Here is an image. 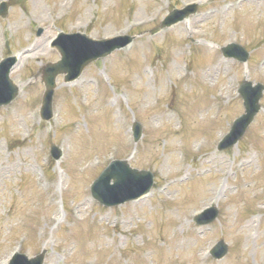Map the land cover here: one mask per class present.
<instances>
[{
	"label": "rangeland",
	"instance_id": "374dc122",
	"mask_svg": "<svg viewBox=\"0 0 264 264\" xmlns=\"http://www.w3.org/2000/svg\"><path fill=\"white\" fill-rule=\"evenodd\" d=\"M6 1L0 58L4 50L18 55L12 79L19 95L0 107V264L17 237L27 241L28 256L45 250L43 264H264V112L247 129L242 145L215 148L227 120L240 111L238 82L264 83V69L255 70L259 67L251 60L248 67L223 60L224 70L203 72L219 54L214 43L234 37L249 45L254 57H264V7L200 0L194 15L151 36L147 30L172 6L191 0H67L63 7L60 0ZM227 6L239 10L220 16ZM211 13L218 15L209 18ZM61 15L69 31L89 29L95 38L106 36L105 30L114 35L142 27L130 32L136 36L128 49L90 63L75 81L65 83L58 76L53 105L59 115L41 124L26 146L9 150L7 142L17 144L27 134L24 126L37 121L43 85L36 73L59 58L50 41ZM36 27L41 34L34 35ZM188 60L193 71L185 78L192 90L183 92L180 66ZM172 86L178 112L169 108ZM205 103L204 111L197 109ZM81 115L87 126L82 121L78 130H69ZM133 117L143 126L136 150L129 133ZM66 137L74 152L65 170L62 161L48 164V146ZM112 148L116 157H132L127 161L132 167L160 178L159 186L141 198L144 203L100 208L89 198L98 168L84 170L87 160ZM210 203L218 204V218L196 225L194 208ZM219 238L227 255L213 261L207 250Z\"/></svg>",
	"mask_w": 264,
	"mask_h": 264
},
{
	"label": "bare ground",
	"instance_id": "6f19581e",
	"mask_svg": "<svg viewBox=\"0 0 264 264\" xmlns=\"http://www.w3.org/2000/svg\"><path fill=\"white\" fill-rule=\"evenodd\" d=\"M263 4L262 5H264V2H262Z\"/></svg>",
	"mask_w": 264,
	"mask_h": 264
},
{
	"label": "water",
	"instance_id": "95a60500",
	"mask_svg": "<svg viewBox=\"0 0 264 264\" xmlns=\"http://www.w3.org/2000/svg\"><path fill=\"white\" fill-rule=\"evenodd\" d=\"M56 71H58V70H56Z\"/></svg>",
	"mask_w": 264,
	"mask_h": 264
}]
</instances>
